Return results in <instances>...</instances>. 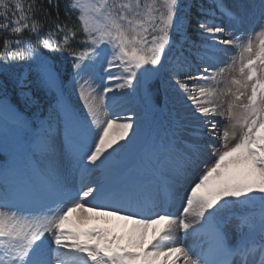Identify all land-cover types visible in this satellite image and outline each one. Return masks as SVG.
<instances>
[{
	"label": "snow or ice",
	"instance_id": "6c2138e0",
	"mask_svg": "<svg viewBox=\"0 0 264 264\" xmlns=\"http://www.w3.org/2000/svg\"><path fill=\"white\" fill-rule=\"evenodd\" d=\"M47 4L56 8L55 20L37 0H0V63L24 62L32 83L54 100L37 117L33 147L53 151V121L57 135L62 124L80 186L49 181L51 203L0 207V264H264V0L257 26L248 31L244 15L225 0L194 3L183 14L180 0H66L63 22L58 0ZM192 7L198 13L195 38L188 34ZM40 49L67 53L70 70ZM162 68L187 109L182 129L189 138L181 134L159 148L157 180L147 186L94 181L92 174L135 135L132 117L119 122L108 108V94L134 89L141 71ZM100 73L103 83L96 85ZM27 79L12 78L14 87L23 90ZM8 83L0 80V111L15 112ZM72 94L82 108L72 104ZM20 96L32 100L30 92ZM223 96L231 99L229 123L221 129L213 117L224 115L217 103ZM206 152L214 157L210 164ZM6 175L0 173V199L13 195ZM95 218L122 223L89 227ZM233 220L234 238L227 231Z\"/></svg>",
	"mask_w": 264,
	"mask_h": 264
},
{
	"label": "rangeland",
	"instance_id": "374dc122",
	"mask_svg": "<svg viewBox=\"0 0 264 264\" xmlns=\"http://www.w3.org/2000/svg\"><path fill=\"white\" fill-rule=\"evenodd\" d=\"M225 2L228 3L230 7L244 15V31H248L257 26V20L260 13V0H225ZM194 3H203L205 7L208 6L207 0H180L181 14L187 11L186 6H191ZM197 17L198 13L196 8L192 7L189 21L191 18H195L197 20ZM69 22H73L72 25H74L75 16H73ZM191 25L193 26H188V33H191L190 36L195 38L196 22ZM225 26H227V24H225ZM72 47L79 48L81 46L77 44L74 46L72 44ZM40 50L44 51L46 55L63 59L64 67L70 70L71 60L67 58V53H48L46 50ZM228 50L230 53L236 52V49L232 47H229ZM229 59V56H225L222 60L223 62H228ZM167 61L168 57L166 54L164 58L165 66H167ZM159 72L161 73L164 81L163 87L165 95V105L164 110L162 111L165 118L162 120L156 121L155 119L152 121V113H150L145 106L141 86L142 71L138 75L139 82L134 81V89L129 88L122 92L108 94V99L106 101L108 108L114 115L119 116V122H124L125 118L130 115L132 117V121L130 122L134 123L133 131L135 132V135L130 134V143H128L125 148L114 153L111 160L106 162L104 168L97 169L93 173L92 179L94 181H104L109 185L115 184L119 178H121V174L124 175L129 172L133 183H136V180L141 178L144 179L142 184L147 186L148 181L157 180L156 172L158 170V166L156 164V156L158 154L159 147L172 141L173 139L179 140L178 136L181 134H183L184 139L189 138L187 136V132L182 129V126L185 125L184 123L189 122L186 118L188 115L187 109L182 110L185 108L184 102L170 87L169 73L163 68ZM3 75L7 76L12 83V78H20L22 75H27L29 77V79L25 80L27 87L23 90L17 87L16 88L19 96L21 91L30 92L32 94L31 101L26 102L21 99L26 107L29 109L31 108L32 113L31 115L29 114L28 116H24L19 114L17 111H0V173H7L6 180L8 189L11 193H13V195H10L6 199H0V207L7 204L9 207L18 206L37 209L44 204L51 203V198L48 195L49 181L56 183L54 178H57V176L53 174L51 170L56 168H51L50 160L54 153L61 152L59 151L60 146L64 149H60L62 150V153H59V155L62 162L65 164V173L66 176H68L65 179H71L69 188L78 189L76 179L78 171H76L74 166L70 163V158L67 154L65 145V132L62 124L60 125L59 134L57 135L55 133L56 122L53 121V135L55 140L53 151L48 152L46 150H37L33 147L38 133L37 117H42V114L46 115L49 110V106L54 104V100L42 90H38L35 84L32 83L31 73L28 70V66L25 65L24 62L7 66L0 63V80H4ZM100 75H103V73L94 76L96 85H101V83H103L100 79ZM229 75L230 74L226 72L224 79L227 80ZM189 83H191V81H189ZM219 87L224 88L225 84H221ZM99 90L102 91V88ZM230 99L231 97L223 96L220 98V101H217V103H220L219 110L222 111L224 115H217L213 117V119L221 126V129L229 123L227 117V105ZM70 100L75 107L78 109L82 108V105L78 100V94L70 95ZM32 101H34V103ZM139 103H141V105ZM176 106L182 107V109L180 108L179 112H177ZM166 110H168L167 113L165 112ZM178 114L182 118V122L180 121ZM23 121H26L27 123H22ZM174 123H179L177 127H180L179 129L182 133L178 129L177 133L179 131L180 133L175 135L177 138L170 139L169 137L165 139L164 135L168 136L175 130ZM22 132L26 135L25 143H21L20 141V135ZM80 136L81 133L79 130L73 132V138L75 141L78 142L80 140ZM161 140L163 141L162 144ZM206 142L208 141H203L202 143ZM211 142L217 146L221 144L220 140H214ZM233 142L234 141H229V143ZM20 145L25 146L23 148L21 147L18 153L17 149ZM115 147H118V145ZM203 159L210 164L214 157L206 152ZM56 170L59 171L58 169ZM0 183H2V181H0ZM185 187H187V183H185ZM16 194H22V196ZM168 209L176 212L177 215L179 214L175 207H169ZM180 211H182V209H180ZM228 211L229 210H225V214H227ZM231 211H236V209H232ZM105 219L106 218H95L92 223H94V225H103L105 224ZM107 219L110 220V223L108 224H111L112 226L122 223L111 218ZM108 224L106 225L108 226ZM234 224L235 220L231 221L227 228V231L233 238L235 236L233 228ZM152 234L153 228H149L147 230V238L151 239Z\"/></svg>",
	"mask_w": 264,
	"mask_h": 264
},
{
	"label": "bare ground",
	"instance_id": "6f19581e",
	"mask_svg": "<svg viewBox=\"0 0 264 264\" xmlns=\"http://www.w3.org/2000/svg\"><path fill=\"white\" fill-rule=\"evenodd\" d=\"M178 133H180V131ZM60 149H63L61 146L59 147V151H61L59 153H62V150H60ZM59 153H54L53 156H51L52 158L50 160V166H51V168L53 167V168H56V169H58L60 171L59 172L56 169H51L52 172H53V174H55L57 176V178H54V181L56 183L62 184V185H64V186H66V187L69 188L70 187V184H71V182H70L71 179H68V178L65 179L68 176H66V173H65V169H66L65 168V164L62 162ZM92 176H93V174H92ZM120 177L121 178H119V180L115 184H110V186L111 187H125V186H131V185H133L131 183V175L129 174V172H127L124 175L121 174ZM76 179H77V188H79L80 185H79V173L78 172L76 174ZM168 210L171 211L170 209H168ZM171 212H173V211H171ZM93 225H94V223H92V224H90L88 226L90 227V226H93ZM97 226H101V227H108V226L109 227H113L111 224H108V226L106 224H103V225L101 224V225H97ZM189 243H191V241H189Z\"/></svg>",
	"mask_w": 264,
	"mask_h": 264
},
{
	"label": "trees",
	"instance_id": "16d2710c",
	"mask_svg": "<svg viewBox=\"0 0 264 264\" xmlns=\"http://www.w3.org/2000/svg\"><path fill=\"white\" fill-rule=\"evenodd\" d=\"M38 3H43L44 8L47 9L48 11H50L52 13V16L50 17V20H55V13H56V8L55 7H51L49 8L48 4H47V0H37ZM59 2V16H60V21H66V17H65V12H64V6L66 3V0H58ZM57 3V0H53V5H55ZM38 15L40 16V18L43 20V12H39ZM70 20H67V23H69V25H72L73 22H69ZM45 27H50V23L46 24ZM28 38L27 34L25 35V37H23L22 39ZM31 43L33 46H36L37 41L35 37H31ZM3 40V36H0V41ZM73 45L75 46L76 44L73 42ZM2 44H0V51H2ZM8 92L14 96L16 98V92L12 87L8 88Z\"/></svg>",
	"mask_w": 264,
	"mask_h": 264
},
{
	"label": "water",
	"instance_id": "95a60500",
	"mask_svg": "<svg viewBox=\"0 0 264 264\" xmlns=\"http://www.w3.org/2000/svg\"><path fill=\"white\" fill-rule=\"evenodd\" d=\"M146 78L150 79L146 80L144 82V96L147 98V104H148V108L149 109H154V108H158L159 107V103H160V95L159 92L157 90V81H156V77L152 76V75H147ZM147 84L148 86V93L146 94L145 92V85Z\"/></svg>",
	"mask_w": 264,
	"mask_h": 264
}]
</instances>
